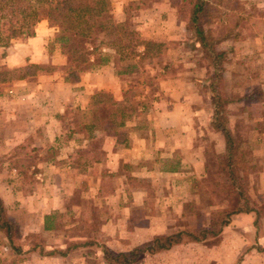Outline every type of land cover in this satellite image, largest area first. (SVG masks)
I'll list each match as a JSON object with an SVG mask.
<instances>
[{
    "label": "rangeland",
    "instance_id": "obj_1",
    "mask_svg": "<svg viewBox=\"0 0 264 264\" xmlns=\"http://www.w3.org/2000/svg\"><path fill=\"white\" fill-rule=\"evenodd\" d=\"M187 1L110 0L114 20L125 22L136 42H150L154 47L149 56L133 55L124 62H119L117 54L109 51L115 72L123 70L125 65L133 66L127 73L118 75L122 100L115 102L108 93L96 91L86 110L77 111L68 103L61 116L65 122L60 127L63 133L72 128L85 134L78 125L95 119L86 138L70 141L72 157L80 163L79 155L85 151L98 155L110 143L107 137L116 136L114 146L120 149L116 156L118 164L102 169L90 166L83 171L79 167L68 174L64 170L70 162L66 159L69 150L63 153L61 150L60 172L50 173L43 167L55 159L48 148L51 146L53 150L59 146L45 141L40 142L42 146L32 141L24 146L15 143L6 155H0V199L6 216L15 226V234H34L30 244L38 242L45 252L70 249L66 255L52 259L36 253L13 255L0 232V264H106L102 254L106 250L120 253L155 235L206 228L220 210L230 208L229 192L219 172L223 140L210 127L211 96L206 84L211 70L208 60L197 48L194 31L186 27ZM216 7L219 14L213 15L215 19L208 22V29L219 40L216 49L224 52L219 86L223 97L231 100L224 106V112L233 134L240 140L237 159L242 187L255 210V214H247L254 218L251 226L254 233L244 239L232 231L237 225H228L216 238L177 245L165 254L141 255L134 264H264V198L257 193L256 186L257 171L264 167V0H217ZM5 23V19L0 20V80H10L0 82L1 92L2 88L17 90L14 85L22 86L23 81L32 87L46 75L66 77L65 56L56 53L51 44L56 32L54 27L46 22L52 34L40 43L46 58L42 63H34L27 55L22 61L25 54L22 44L29 38L6 41ZM38 23L34 34L36 29L45 32ZM141 51L139 46L136 52ZM83 75H78L76 83H67L74 86ZM166 81L174 90L173 98L161 90ZM184 93L188 101L178 103ZM10 96L12 100H22V87L19 94L12 92ZM252 97L251 101L243 99ZM42 98H37V103L44 106L46 95ZM166 99L179 106L170 118L157 122L158 136L170 135L173 140L169 144L162 142L163 139L155 145L146 142L143 149L150 152L142 156V152L136 153L142 147L136 137L141 135L148 140V131H152L153 120L158 118L157 104ZM119 122L123 125L118 126ZM183 126L186 127L185 141L182 133L179 140ZM19 127L11 125L4 132L0 128V136L4 133L14 136ZM63 140L58 145H63ZM176 163L182 174L166 175L164 170ZM160 169L164 174H160ZM98 177L100 190L96 191L92 186H96ZM70 179L76 188L70 191L67 202L79 210L76 208L60 218L56 232L36 233L38 220L22 212L19 199L28 191H33L35 196L51 197L60 181L70 182ZM131 192L135 197H131ZM14 242L19 244L18 240ZM30 244L23 245V249ZM239 245L241 251L236 254L234 250ZM19 246L22 253V241Z\"/></svg>",
    "mask_w": 264,
    "mask_h": 264
},
{
    "label": "trees",
    "instance_id": "obj_2",
    "mask_svg": "<svg viewBox=\"0 0 264 264\" xmlns=\"http://www.w3.org/2000/svg\"><path fill=\"white\" fill-rule=\"evenodd\" d=\"M187 4L189 17L186 27L194 31L197 48L202 57L208 60L211 70L206 84V90L211 96L210 127L219 133L223 140V157L219 172L225 179L224 184L229 192L230 208L220 210L206 228L182 229L170 234L156 235L125 252L112 253L106 250L102 253L106 264H134L141 255H156L189 242L202 243L207 239L218 237L223 229L228 227L233 216L255 214L240 177V162L237 159L240 140L233 134L224 112V106L231 103V100L224 98L220 92L219 83L223 76L224 52L216 49L219 40L208 29V22L215 19L213 15L217 12L219 14L216 7L217 0H188ZM1 19L6 20L4 24L7 26L4 30L6 41L33 37L34 27L41 20H45L50 27H54L56 32L51 44L54 45L56 53L65 56L67 64L66 77L63 78L65 82L76 83L79 74L83 75L95 66L107 63L109 51L117 54L119 62H124L133 55L138 58L149 56L151 47H154L150 42H136L127 24L114 20L110 0H0ZM139 46H142V51L136 52ZM101 50L107 52H101ZM132 67V65H125L124 69L116 71V74L123 75ZM9 80L10 78L1 79L0 82ZM243 99L251 101L253 97ZM94 123H96L95 119L84 127L90 128ZM121 125L123 123L119 122L118 126ZM78 127L83 129L82 124ZM75 132V130L72 131V133ZM90 158V160L95 159L93 152ZM173 169L171 166L169 170L173 171ZM59 222L60 217L58 218L55 213L45 215L42 229L51 231L59 225ZM14 227L11 219L6 216L4 204L0 199V232L3 233L13 255L36 253L40 256H64L70 250L65 248L58 252H45L38 242L30 244L35 238L34 234L24 233L22 236L20 233L15 234ZM17 240L19 244H15L14 241ZM20 241H22V253ZM29 244L26 250L23 249V245Z\"/></svg>",
    "mask_w": 264,
    "mask_h": 264
},
{
    "label": "crops",
    "instance_id": "obj_3",
    "mask_svg": "<svg viewBox=\"0 0 264 264\" xmlns=\"http://www.w3.org/2000/svg\"><path fill=\"white\" fill-rule=\"evenodd\" d=\"M38 27L41 29L43 28L45 32L43 30H40L38 32L36 29L34 37L27 39V41L24 42V44H22L23 47L22 51L25 53L24 55L22 54L23 62L26 58V55L27 57L30 58L31 62L34 63H42L46 58L40 43L45 38V36L47 39L48 37L52 36V34L49 32L50 30H48L50 28L47 26L46 21L44 20L40 21L38 23ZM23 82L24 83L22 84V86L14 85V87L18 88L17 90H15L14 88H2V92L0 91L1 130H3L4 132L8 128H10L11 125L20 126L19 128H17L18 131H16L17 133H14V136H12L11 134L6 135L5 133L2 136H0V155H6L8 149H10L12 145H15V143L20 142L22 143V146H24L25 143L27 142L30 143L32 141L35 142L36 144L39 142L38 146H42L40 142L43 143L45 141L49 145H52L54 143L56 144V146H59V148H53V150L51 146L50 148H48L49 149L48 153L50 154L51 157L54 156L55 159L49 160V163H45L43 167L49 170L48 172L50 173L60 172V168L58 165H60L59 161L60 159H62L61 153H63V151L65 152L68 150H69L68 152L69 154L66 155L68 157L66 159L68 161L70 160V162L66 164V166L68 165V167L64 170L68 174L74 173L75 171L78 170L79 167L83 171L85 168L90 169L89 168L90 166H94V167L96 166L102 169L105 167L111 168L113 167V165L118 164L116 160V156H117V152H120V149L118 150L114 146L115 145L114 140L117 139L116 136L107 137V140L110 143L105 145L100 150V152L98 153L99 156L94 154L95 159L90 160L91 150L85 151L82 154H80L79 156L80 158H82V160L79 163L78 160H75L72 157L74 156V154L71 149L72 146H70L71 145L70 141L74 142V141H78L79 139L83 140L84 138H86V135H88L89 128H86L84 126L87 125L88 123L85 122L82 123L83 129L81 132L85 134L80 133L78 130H76L75 133H72V130H74L72 128L69 129L67 128L66 131L63 133L60 127V125H62L64 121V119L61 118V116L63 115L66 109L65 106L68 103L71 104L72 108H76V110L78 109L77 111L86 110L92 98L91 97L92 94L96 91H103L105 93H108L110 96L114 98L115 102H119L122 100L120 81L118 75L115 72V62L112 58L108 59L107 63L99 65L94 70L85 73L83 76H81L79 83L74 86H72V84L70 83L65 82L60 76H56V74L46 75L44 77L42 76V78L39 79V83H34L32 87L27 86V81H23ZM166 83L163 84L164 88L161 87V90L164 91L167 97L173 98L171 94L174 93L173 92L174 90L170 88L171 84L169 83V81H166ZM21 87H22V100H17V98H13L14 100H12L10 94L12 92L19 94ZM43 95H46V99L44 102V106H41V104L37 103L38 101L37 98L39 97L42 98ZM180 101H183L184 104L185 102L188 101V98L186 97L185 93L178 100V103H180ZM178 106L175 107L174 102H169L168 99L164 100V102L159 101L156 110V113L158 115L157 118L158 121L156 119L153 120L154 126L152 128V131L151 130L148 131V140H146L144 136L137 135L136 142H138L139 145H142V147L136 150V153L141 154L142 152L141 155L144 156L145 153L147 154L150 152L149 150L146 151L143 149V146L146 144V142L150 143V145L151 144L155 145L157 141L161 142L163 139L162 142L165 141L166 144H169L170 143L169 140H173L171 137H169L170 135L166 138L164 136L162 137L158 136L160 131L157 127V122L163 123L166 118L168 117L170 118V115L173 114L174 111L176 110L174 108H178ZM179 111L180 109H178V114ZM178 120H180L179 117ZM165 122L167 123V121ZM128 125L130 126V122H128ZM185 132H186V127L183 126L182 132L181 131L179 132V140L182 133L183 136L182 140L185 141V134H186ZM164 134L165 133H163V135ZM62 140L65 143L63 145L61 144L62 146L58 145V143H60V141ZM36 144L34 146H36ZM67 147H70V149L69 148L67 149ZM85 158H89V159L87 160ZM172 168H174L173 171H170L169 170L170 168H167L164 170V173H166V175H171V173L182 174L180 171L181 167L179 166V164L177 163L174 164ZM159 172L160 174H164L161 172V169L159 170ZM66 181L64 182L60 181L59 185L55 187L56 192H54L51 197L46 195L42 197L35 196L33 191L31 192L28 191L24 194V196L21 199H19L20 206L22 205V212H24L33 220H38V227L36 230H34L36 231V233L38 232L53 233L59 229V225H56L55 229L51 231H44L42 227H43V218L45 215L55 213L58 216V218L59 217L64 218L66 214L67 215L71 214L72 213L71 211L77 208L75 205L74 206L68 205L67 202L69 201L68 195H70L69 194L70 191L76 188V183H73L72 179L69 180L70 182H66ZM99 181L100 178L98 177L96 179L97 184L96 186H92V189L94 188L96 191L100 190ZM89 184L90 183H88V185ZM256 186H257V193L258 194L260 193L262 195V198H264V167L262 170L257 171ZM130 191H132V189ZM136 194L138 195V193ZM130 195L132 198L135 197V193L133 192H131ZM132 201H133L132 203H134L133 199ZM135 204H137V202ZM244 219H247L248 222L246 223ZM253 219L251 215H247V214L235 215L231 218L229 227L231 225H237L236 228H233L232 231L234 233H238V235H240L244 239H247L249 235H252L254 233V231H252L251 229ZM241 221H243L244 223L239 224ZM247 224L249 225L247 226ZM216 248H219V245L216 246ZM240 249L241 248L239 245L238 249L234 250L235 253L238 254V252L241 251ZM169 251L158 254H165L168 253ZM50 258L52 259L54 258V256Z\"/></svg>",
    "mask_w": 264,
    "mask_h": 264
}]
</instances>
